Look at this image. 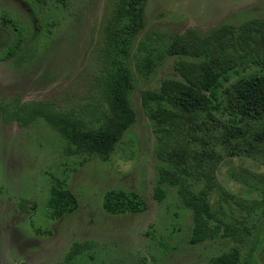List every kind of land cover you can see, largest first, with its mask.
Returning <instances> with one entry per match:
<instances>
[{"label": "rangeland", "instance_id": "1", "mask_svg": "<svg viewBox=\"0 0 264 264\" xmlns=\"http://www.w3.org/2000/svg\"><path fill=\"white\" fill-rule=\"evenodd\" d=\"M35 4L33 0H0V102L14 110L22 103L42 100L71 119L75 111L98 100L110 110L107 95L96 91L95 77L102 66L98 44L111 0H70L64 9L47 5L44 18ZM57 14L67 16L63 27L42 47L35 62L17 67L9 52L32 39L40 22L37 16L44 23H55ZM251 16L264 17V0H147L139 38L154 29L167 33L155 43L166 42L172 31L194 27L206 32L220 22L238 25ZM173 60L162 57L148 75L131 63L135 85L129 92L130 106L124 110L117 105L99 119H90L102 115L96 112L80 123L65 120L56 128L39 114L27 123L0 117V264H211L214 255L236 244L222 234V224L215 236L189 242L192 209L176 185L158 180L159 167L166 162L156 154L157 136L141 104L140 90L176 75ZM43 73L47 76L40 79ZM104 133L114 135L108 157L97 152L93 139ZM224 145H216L223 156ZM251 164L249 158L236 155L220 163L222 185L218 183L210 194L216 216L229 222H235L234 216L241 218L245 210L235 200L241 198L238 194L250 198L243 167ZM258 170L264 172V165ZM52 176L66 177L78 199L75 209L60 217L50 216L44 205ZM157 186L164 190L161 199L153 194ZM108 188L134 192L145 200V207L106 211L101 200ZM226 188L241 193L229 195ZM260 224L251 235L254 245L263 234ZM75 242L79 250L66 261ZM245 247L242 244V254ZM256 257L264 264V242Z\"/></svg>", "mask_w": 264, "mask_h": 264}, {"label": "trees", "instance_id": "2", "mask_svg": "<svg viewBox=\"0 0 264 264\" xmlns=\"http://www.w3.org/2000/svg\"><path fill=\"white\" fill-rule=\"evenodd\" d=\"M33 1L37 14L43 18L49 12L47 5L64 9L70 2ZM146 2L111 0L109 14L102 26L98 44L102 66L95 77L96 91L99 89L107 95L105 99L110 103V110L102 107L103 100H98L97 104L75 111L71 119L63 110L49 108L46 101L31 100L14 110L0 102V117L27 123L39 114L57 128L67 123L65 120H72L69 122L75 125L96 112L102 115L90 119H99L117 105L125 110L130 106L129 92L135 85L131 63L141 74L148 75L162 57L172 56L176 75L164 76L157 86L140 90L141 104L157 136L156 154L166 162L159 167L158 180L176 185L183 202L192 209L189 242L215 236L220 224L224 227L222 234L236 242L231 249L214 255L211 264H260L256 252L264 242V172L258 170L264 165V17L251 16L238 25L220 22L206 32L188 27L181 32H169L166 42L155 43L162 39V34H167L166 31L151 29L145 37L139 38L145 25ZM40 17L37 16L40 22L32 39L17 45L10 53L17 67L25 68L35 62L42 47L63 27L67 16L58 15L55 23H44ZM46 76L43 73L39 77ZM83 110L86 114L81 113ZM112 136L104 133L93 137L99 154L108 157L111 153ZM218 142L227 144L224 145L227 147L225 156L216 150ZM235 155L249 158L252 163L243 167L246 170L244 180H248L243 182L244 187L251 195L245 198L238 194L241 198L235 201L245 211L240 219L234 216L235 222H229L214 214L210 194L218 183L222 185L220 163ZM193 184L199 187L193 189ZM226 192L233 196L241 193L228 188ZM153 194L161 199L164 190L157 186ZM77 204L78 199L66 177L52 176L44 204L49 208V215L68 214ZM101 204L106 211L132 212L144 208L145 200L123 188H108L102 195ZM211 218L217 221L212 223ZM249 220L252 222L247 225ZM260 222L263 234L254 245L256 239L252 242L251 235L261 226ZM242 244L246 245L243 254ZM79 245L76 242L71 245L65 255L66 261L78 252ZM252 256H255L254 260H251Z\"/></svg>", "mask_w": 264, "mask_h": 264}, {"label": "flooded vegetation", "instance_id": "3", "mask_svg": "<svg viewBox=\"0 0 264 264\" xmlns=\"http://www.w3.org/2000/svg\"><path fill=\"white\" fill-rule=\"evenodd\" d=\"M10 53H11V51L9 52V55H11ZM10 58H12V56H11ZM11 60H12V59H11Z\"/></svg>", "mask_w": 264, "mask_h": 264}]
</instances>
